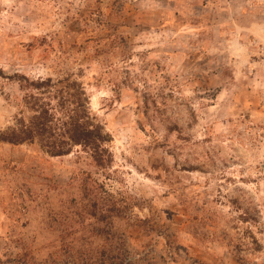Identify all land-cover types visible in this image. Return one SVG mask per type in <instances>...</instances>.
I'll list each match as a JSON object with an SVG mask.
<instances>
[{"label": "rangeland", "instance_id": "rangeland-1", "mask_svg": "<svg viewBox=\"0 0 264 264\" xmlns=\"http://www.w3.org/2000/svg\"><path fill=\"white\" fill-rule=\"evenodd\" d=\"M20 75L81 82L113 162L0 143L1 260L264 264V0H0V132Z\"/></svg>", "mask_w": 264, "mask_h": 264}, {"label": "trees", "instance_id": "trees-1", "mask_svg": "<svg viewBox=\"0 0 264 264\" xmlns=\"http://www.w3.org/2000/svg\"><path fill=\"white\" fill-rule=\"evenodd\" d=\"M23 93L19 113L7 129L0 132V143L37 145L50 157L70 155L80 147L98 168L111 166L113 156L106 146L111 136L91 112L88 93L71 76L54 79L18 76ZM0 264H28L5 255ZM64 259V260H63ZM63 259L45 264H135L121 253L94 259L81 252H65Z\"/></svg>", "mask_w": 264, "mask_h": 264}]
</instances>
